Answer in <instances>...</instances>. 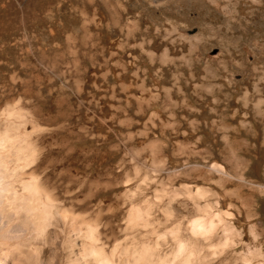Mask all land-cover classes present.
Wrapping results in <instances>:
<instances>
[{
  "label": "rangeland",
  "instance_id": "rangeland-1",
  "mask_svg": "<svg viewBox=\"0 0 264 264\" xmlns=\"http://www.w3.org/2000/svg\"><path fill=\"white\" fill-rule=\"evenodd\" d=\"M7 107L60 214L1 141L0 264H89L88 223L153 261L264 264V173L233 164L264 157V0H0Z\"/></svg>",
  "mask_w": 264,
  "mask_h": 264
},
{
  "label": "bare ground",
  "instance_id": "bare-ground-1",
  "mask_svg": "<svg viewBox=\"0 0 264 264\" xmlns=\"http://www.w3.org/2000/svg\"><path fill=\"white\" fill-rule=\"evenodd\" d=\"M29 120H30V118H29ZM29 120L17 108H14V107L8 108L7 107L6 111L0 117V139H1L0 142L3 141L5 143H7L10 146V148L13 150V152L15 151L14 157H15L16 161H15L14 169H12V168L11 169H12V171L13 170L14 171L20 170V174L16 175L15 179L19 183V186H20L19 188L21 191L22 198L28 196V197L34 199L35 197H37L39 199V206H41L40 210H38L37 213L43 214L45 216L46 215L47 216H50V215L59 216L60 213L58 212L57 209H55L56 205L54 207V205L51 202V197H53V196H49L47 193H44V191H42V188H41L39 181H38V177L36 175L37 169L30 168L31 164L28 163V161L31 159H30V157H27V155H28L27 151L32 150V142L29 141L30 138L27 139V137H28L27 135H29V134L26 132L27 125L29 122H31V120L30 121ZM31 123L35 124L33 122H31ZM31 127H33V125L30 126V128ZM32 130L33 129H31V131ZM80 152L81 151H79V153ZM21 157H23V159ZM32 160H34V159H32ZM0 164H2V163H0ZM7 168H9V167H7ZM4 170H7V169H4ZM15 187H17V186H15ZM18 191H19V189H18ZM28 204H31V203H28ZM10 206H12V205H10ZM207 209L209 211V208H207ZM135 213H137V212H135ZM137 214H139V213H137ZM143 216H144V214H143ZM55 220H57V219H55ZM57 224H58V222H57ZM84 224H86V223H84ZM207 226L210 227L211 223L199 224L198 228H199V230L205 231ZM176 230L178 231V229H176ZM81 231H83V230H81ZM84 231L85 232L81 236V242L83 243V241H85L87 239L84 243H87L90 241V246L88 247V249L86 251H83V254L81 253L82 255L80 254V259L84 260V262L89 261V264H171L172 263L171 260H169L167 256L163 257V258H158L157 261H153L154 251L150 247V245L152 244L150 241L147 242V244L145 246L143 244L139 245L138 242L132 237H126L124 239V242H120L118 238L114 237L113 234H111L110 238L105 237V241L101 242V239H100L101 234L98 232V225L94 224V223L86 224ZM116 231H118V230H116ZM106 232H108V231H106ZM0 237H3V235L1 234ZM174 237H176V236H174ZM17 238H18V236H17ZM55 238H57V236H55ZM11 239L12 238H10V240ZM174 239L175 238H173V240ZM19 240H21V238H19ZM8 241H9V238H8ZM178 241H179V238H178ZM71 242H73V241H71ZM144 242H146V240ZM8 243H10V242H8ZM4 245L6 246V244H4ZM16 247H17V245H16ZM107 247H110V248L107 249ZM4 251H7V250H4ZM74 252H76V251H74ZM71 258H73V257H71ZM116 258H118V260H115ZM178 264H184V263H182L180 261Z\"/></svg>",
  "mask_w": 264,
  "mask_h": 264
},
{
  "label": "crops",
  "instance_id": "crops-1",
  "mask_svg": "<svg viewBox=\"0 0 264 264\" xmlns=\"http://www.w3.org/2000/svg\"><path fill=\"white\" fill-rule=\"evenodd\" d=\"M262 142L260 143L262 147H264V130H263V133H262ZM221 162H222V165H225V166H228V163H226L227 159L226 158H223V159H220ZM212 162L214 163V165H219V162L217 159L215 158H212ZM248 163H245L244 164V160L242 158H239L238 156L237 157H234L233 158V164L239 169L240 166H241V171H240V174L244 175L245 172L248 173V170L254 168L256 169L258 172H262L264 173V157L260 159H254L253 157L251 159H248L247 160ZM221 165V163H220ZM229 170V169H228ZM213 181V180H211ZM203 191V190H201Z\"/></svg>",
  "mask_w": 264,
  "mask_h": 264
}]
</instances>
